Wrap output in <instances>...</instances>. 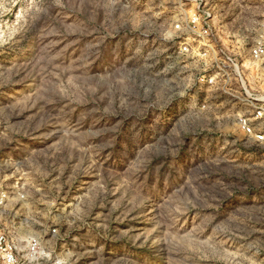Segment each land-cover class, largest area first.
<instances>
[{"label":"rangeland","instance_id":"1","mask_svg":"<svg viewBox=\"0 0 264 264\" xmlns=\"http://www.w3.org/2000/svg\"><path fill=\"white\" fill-rule=\"evenodd\" d=\"M263 21L264 0H0V229L44 264H264V148L233 79L201 80Z\"/></svg>","mask_w":264,"mask_h":264},{"label":"built area","instance_id":"2","mask_svg":"<svg viewBox=\"0 0 264 264\" xmlns=\"http://www.w3.org/2000/svg\"><path fill=\"white\" fill-rule=\"evenodd\" d=\"M203 44L213 47L211 42ZM210 66L204 69L201 80L233 79L245 101L244 108L238 112L239 127L247 142L264 148V21L247 52L222 50L213 58ZM9 198L8 189L0 182V207ZM38 246L39 243L32 239L26 247L21 248L16 240L0 229V264H44V253L39 251Z\"/></svg>","mask_w":264,"mask_h":264}]
</instances>
